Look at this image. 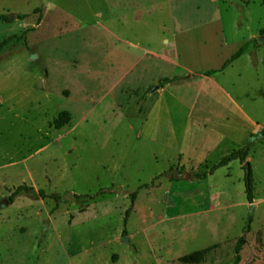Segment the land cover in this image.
<instances>
[{
	"label": "rangeland",
	"instance_id": "obj_1",
	"mask_svg": "<svg viewBox=\"0 0 264 264\" xmlns=\"http://www.w3.org/2000/svg\"><path fill=\"white\" fill-rule=\"evenodd\" d=\"M1 14L26 17L0 21V264H181L208 247L199 264H233L241 236L239 264H264L259 0H0ZM165 77L179 79L152 91ZM248 140L251 202L238 161L197 177ZM19 185L62 199L10 202Z\"/></svg>",
	"mask_w": 264,
	"mask_h": 264
},
{
	"label": "trees",
	"instance_id": "obj_2",
	"mask_svg": "<svg viewBox=\"0 0 264 264\" xmlns=\"http://www.w3.org/2000/svg\"><path fill=\"white\" fill-rule=\"evenodd\" d=\"M241 2L247 4L250 2V0H240ZM260 3L264 6V0H259ZM34 12L38 13L37 17V23L40 20L41 17V8H35ZM26 17V15H19V16H7V15H0V21L5 22V23H10L14 21L15 19H23ZM27 31V30H26ZM260 34H264V26L260 29L259 31ZM9 38L4 39L3 41L0 42V52L2 51L3 47L8 43ZM245 50V45L241 44L226 60V62L222 65L220 69H215V70H209L206 71L205 74L206 76H211L216 72L222 71L226 65L240 57ZM179 78L178 77H172L168 78L165 77L159 82V87H163L164 85L177 81ZM70 120V115L69 112L67 111H61L56 118L53 119L52 124L55 128H60L66 123H68ZM249 144L250 140L241 147L235 148L231 150L229 153L221 156L207 171L201 172L197 174L198 178H205L207 175L212 174L216 169L224 167L229 165L233 161H238L241 164V168L243 170V184H244V193H245V198L248 202H251L253 199V175H252V170L249 162H247V155L249 152ZM165 174V172L161 173V175ZM29 195L34 199H51L55 203H59L61 201V196L57 195L56 193H47L43 189H34L32 186H27V185H19L16 186L11 194L8 197V200L11 202L13 198L19 195ZM137 191H134L131 193V201L133 202L135 197H136ZM103 192L100 191L97 194L94 195H89L87 198L89 199H95L96 197L102 196ZM131 208L129 207L125 211V216H124V224L127 222V217L130 213ZM244 243V238L243 236L239 237L235 243L234 246V260L233 264H239L240 261V250L241 246ZM213 247H208L204 248L198 251L191 252L189 254L183 255L178 258V261L181 264H199L202 263L205 259L206 254L212 249Z\"/></svg>",
	"mask_w": 264,
	"mask_h": 264
},
{
	"label": "water",
	"instance_id": "obj_3",
	"mask_svg": "<svg viewBox=\"0 0 264 264\" xmlns=\"http://www.w3.org/2000/svg\"><path fill=\"white\" fill-rule=\"evenodd\" d=\"M259 40L264 43V37L263 36H260L259 37ZM35 58H36L35 55H32L31 56V59H35ZM157 89H159V86L158 85L154 86L153 89H152V91H156ZM261 135L264 136V128L261 130ZM64 199L71 201L72 200L71 194L70 193L66 194L64 196ZM6 203H8V200H4L3 201V204H6ZM124 241H126V239H124Z\"/></svg>",
	"mask_w": 264,
	"mask_h": 264
},
{
	"label": "crops",
	"instance_id": "obj_4",
	"mask_svg": "<svg viewBox=\"0 0 264 264\" xmlns=\"http://www.w3.org/2000/svg\"><path fill=\"white\" fill-rule=\"evenodd\" d=\"M244 55L242 54L240 57H238L237 59H239V58H241V57H243ZM237 59H235V60H237ZM234 60V61H235ZM234 61H232V62H234ZM231 62V63H232ZM175 82V81H174ZM171 83H173V82H171ZM218 106H220V105H218ZM218 106H213V109H211V111H214V112H217V114L219 113V111L221 110V106H220V108H218ZM213 113V112H212Z\"/></svg>",
	"mask_w": 264,
	"mask_h": 264
}]
</instances>
